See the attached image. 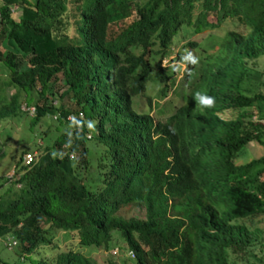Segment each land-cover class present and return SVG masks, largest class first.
I'll use <instances>...</instances> for the list:
<instances>
[{"label":"trees","instance_id":"16d2710c","mask_svg":"<svg viewBox=\"0 0 264 264\" xmlns=\"http://www.w3.org/2000/svg\"><path fill=\"white\" fill-rule=\"evenodd\" d=\"M228 18L236 28L221 34L172 113L155 117L151 97L133 108L152 53L165 95L173 67L161 59L174 34L183 25L194 33L217 28ZM4 41L0 65L13 91L0 94V118H28L36 127L34 147L15 151L11 182L0 193V237L11 235L20 257L60 228L82 246L106 250L118 245L116 233L129 254L122 260L132 264L246 262L261 240L244 220L264 214V153L244 163L235 158L249 141L264 145V92H246L264 74L253 61L264 56V0H3ZM195 45L189 37L182 47ZM197 91L213 96L214 107L200 108ZM23 104L33 105L31 114ZM125 204L143 216L119 214ZM57 249L52 261L36 262L95 264L82 251ZM254 257L264 264V248ZM105 264L119 262L110 255Z\"/></svg>","mask_w":264,"mask_h":264},{"label":"rangeland","instance_id":"374dc122","mask_svg":"<svg viewBox=\"0 0 264 264\" xmlns=\"http://www.w3.org/2000/svg\"><path fill=\"white\" fill-rule=\"evenodd\" d=\"M3 0H0V3ZM13 10L12 15L14 17H18L20 13V8L16 3L11 4ZM208 18L211 20H215V15L210 14ZM236 22L234 19L228 18L223 23H221L220 27H208L204 30L194 33L193 27L191 25H183L181 28L174 34L172 39V44L170 46V52L161 59V65L164 67H173L172 79L170 83H168L167 92L165 95L161 92V83L158 80V77L155 73V68L157 66V57L155 53L150 55L151 61V70L148 71L146 76L145 90L144 95L136 94L133 97V108L136 110H141L146 106V97L152 98V112L155 117L164 116L173 112L176 103L180 104L184 101V98L189 90V85L193 82L196 74L199 72V68L204 66L205 61L207 60V53L214 52L216 50L218 42L221 40V34L225 30L236 28ZM191 35V36H190ZM184 37V39H181ZM194 39L197 45L182 47L183 43L186 40ZM6 42L4 41L0 48L5 49ZM158 46V45H157ZM156 45L154 47H157ZM186 48L187 52L191 51L194 56L198 58V63L193 65L191 64L190 68L191 72L189 73L188 78H185V74L188 71V63L182 62V59L179 58L178 51L180 49ZM254 64L257 67L264 70V56H259L255 58ZM193 68V69H192ZM176 69V70H174ZM7 78L6 70H3L0 65V94H9L13 91L12 86H7L4 84L5 79ZM255 83L248 85L250 90L246 92L252 94L256 90H262L264 92V74L259 79H254ZM173 81V82H172ZM253 81V80H252ZM3 84V85H2ZM247 83L244 82V85ZM255 84V85H254ZM61 85L60 80L57 81L52 80L50 82V86L47 91V100L56 101V98H52L51 92L57 90ZM29 110L31 114L34 107L30 105L26 107V105H22V109ZM71 117V116H68ZM76 127L78 123H75ZM38 128V127H37ZM36 127L30 128L29 119L26 120L21 119V117L15 118H0V193L8 187L7 182H11L8 180V175H11L14 169V163L16 161L17 156L14 153L16 150H20L22 147L29 144V146L34 147V133ZM39 142H43V139L40 137ZM38 142V143H39ZM89 146L93 144V139H89L87 141ZM38 153V151H35ZM58 153H62L59 151ZM264 153V145L258 142L257 140L249 141L245 144L239 151L235 158V162L244 163L251 158L258 157ZM26 154V153H25ZM17 176H13L12 179ZM17 186L20 183H16ZM118 213L124 216H130L133 214L143 216L144 210L138 206L133 204H125L118 209ZM245 223L253 228H258L261 234V240L257 242L254 247H251L252 254L246 255V262L242 264H259V260L254 257L257 253L260 255L264 248V214H258L253 218H247L244 220ZM54 239H52L47 244H40L36 249H34L28 256L20 257L19 256V244L12 243L13 239L11 235L1 236L0 237V260H6L7 264H38L36 262V257L46 259L47 261H52L57 254V248L67 249L68 247L79 250L84 253H87L94 261L95 264H105L107 258L110 255H114L119 264H132L130 260L125 259L122 260V257H127L129 254L126 251V243L124 240L119 238L116 233H114L113 240L118 243V245H114L110 249L106 250L103 248H93V246H82L76 237L70 235V233L65 232L63 229H55L53 232ZM248 257V261H247ZM245 261V260H244ZM3 262V261H1ZM0 262V264H1Z\"/></svg>","mask_w":264,"mask_h":264},{"label":"clouds","instance_id":"9594fccd","mask_svg":"<svg viewBox=\"0 0 264 264\" xmlns=\"http://www.w3.org/2000/svg\"><path fill=\"white\" fill-rule=\"evenodd\" d=\"M182 62L191 63L193 65L198 63V58L193 55L191 51L187 52V55L182 57ZM176 70V69H174ZM193 98L196 104L200 108H212L215 105V98L211 95H208L206 91H197L194 93ZM89 127L94 128V123H90ZM53 157H55V153H52Z\"/></svg>","mask_w":264,"mask_h":264},{"label":"built area","instance_id":"2783aa9c","mask_svg":"<svg viewBox=\"0 0 264 264\" xmlns=\"http://www.w3.org/2000/svg\"><path fill=\"white\" fill-rule=\"evenodd\" d=\"M11 10H13L12 7H11ZM24 158H25V162L29 163L33 159V154L31 152H26V154L24 155Z\"/></svg>","mask_w":264,"mask_h":264}]
</instances>
